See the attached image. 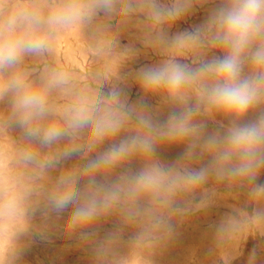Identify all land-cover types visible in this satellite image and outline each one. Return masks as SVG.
<instances>
[{"label":"clouds","instance_id":"obj_1","mask_svg":"<svg viewBox=\"0 0 264 264\" xmlns=\"http://www.w3.org/2000/svg\"><path fill=\"white\" fill-rule=\"evenodd\" d=\"M205 6L201 24L172 32ZM129 23L160 57L132 74L136 102L119 74L88 85L64 67L26 68L72 29L111 53ZM136 54L125 47L121 59ZM12 133L0 144V264H20L25 238L65 212L63 234L90 247L93 264H154L177 226L215 201V185L245 196L217 225L216 246L264 236V0H0V137ZM173 146L183 152L164 163Z\"/></svg>","mask_w":264,"mask_h":264},{"label":"rangeland","instance_id":"obj_2","mask_svg":"<svg viewBox=\"0 0 264 264\" xmlns=\"http://www.w3.org/2000/svg\"><path fill=\"white\" fill-rule=\"evenodd\" d=\"M208 6L198 8L192 15L179 22L172 32L191 29L201 24L207 16ZM114 30L116 24L113 25ZM123 33L120 45L111 53L97 55L92 50V33L79 29H72L57 39L52 53L41 58H28L26 68L35 74L44 66L64 67L72 70L83 84L94 85L98 80L113 74L121 75L125 83L122 87L129 102H136L141 96L132 74L139 68L158 62L160 57L151 49H146L137 39L138 28L133 23L121 25ZM131 34V35H130ZM137 50L136 56L128 62L121 59L125 47ZM154 108L157 101L152 98L148 101ZM156 118L163 121L167 111L154 113ZM216 125L209 124L207 131L216 130ZM17 134L10 137H0V144H7L14 140ZM183 152V146H173L160 150V159L164 163L174 162ZM70 161L69 163H71ZM137 165H133L135 169ZM264 183V173L259 178ZM212 183L208 185L211 187ZM216 198L207 208L192 213L186 220L177 226V234L154 257V264H248V257L254 248L260 249L261 254L257 264H264V236L253 233L246 242L230 241L217 247L214 241L215 230L220 221L235 208L245 205V196L238 190L230 189L226 185H215ZM67 213L57 218L52 216L48 226L41 235L34 231L25 238L20 264H93V255L90 247L79 244L75 237L65 236L62 225ZM35 223L41 225L39 215ZM114 220L102 223L97 229V239L105 237L113 230ZM3 224L0 223V240L3 239ZM128 233L125 234L120 251L127 250Z\"/></svg>","mask_w":264,"mask_h":264},{"label":"bare ground","instance_id":"obj_3","mask_svg":"<svg viewBox=\"0 0 264 264\" xmlns=\"http://www.w3.org/2000/svg\"><path fill=\"white\" fill-rule=\"evenodd\" d=\"M131 35V34H130ZM60 38V37H59ZM106 76V75H105Z\"/></svg>","mask_w":264,"mask_h":264}]
</instances>
